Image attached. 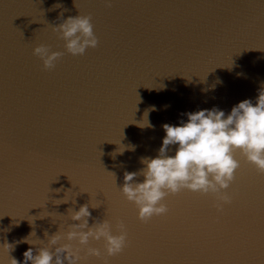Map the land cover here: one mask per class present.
<instances>
[{
  "label": "water",
  "instance_id": "water-1",
  "mask_svg": "<svg viewBox=\"0 0 264 264\" xmlns=\"http://www.w3.org/2000/svg\"><path fill=\"white\" fill-rule=\"evenodd\" d=\"M61 14L90 17L98 46L68 53ZM41 45L62 54L51 70ZM262 85L264 0H0V264L38 254L89 202V226L123 223L128 243L109 257L91 241L101 256L82 248L80 264H264V173L240 152L222 212L214 194L183 190L142 222L120 191L158 155L162 125L255 103ZM33 231L37 245L20 242Z\"/></svg>",
  "mask_w": 264,
  "mask_h": 264
},
{
  "label": "clouds",
  "instance_id": "clouds-1",
  "mask_svg": "<svg viewBox=\"0 0 264 264\" xmlns=\"http://www.w3.org/2000/svg\"><path fill=\"white\" fill-rule=\"evenodd\" d=\"M60 19L62 22L53 27V31L61 35L68 53L81 56L87 49L98 46L90 17L79 15L63 19L61 14ZM33 54L42 60L47 70L54 68L62 55L51 52L49 47L43 45L36 47ZM182 115L187 119H182L179 124L162 125L165 136L158 155L141 158L144 167L140 171L124 173V184L120 191L128 202L136 206L138 219L142 222L154 216L167 215L166 197L183 190L214 194L218 201L217 210L222 212L224 206L232 202L227 190L240 166L234 155L236 152H240L247 162L264 173V85L258 89L255 103L245 99L234 105L227 114L214 106ZM140 126L153 127L147 112ZM170 145L177 146L174 155H168ZM123 151L121 148L120 152ZM138 176H143V182L137 181ZM65 197L57 201L67 203L69 199ZM72 202L75 204V199ZM90 206L96 208L90 202L78 210L69 208L67 218L72 223L67 224L66 231L62 232L60 226V230L51 237L45 232L47 244H41L36 255L31 247L28 248L23 253V264H80L82 248L86 249L88 255L100 257V249L89 247L91 241H103V250L109 257L120 255L128 243L125 225H118V234H113L107 220H96L89 226ZM33 233L20 242L37 245L31 240ZM7 246L10 249L14 247ZM11 264L21 262L11 258Z\"/></svg>",
  "mask_w": 264,
  "mask_h": 264
}]
</instances>
